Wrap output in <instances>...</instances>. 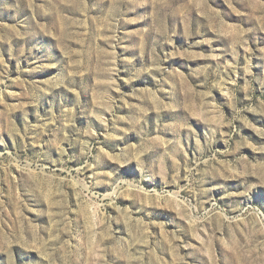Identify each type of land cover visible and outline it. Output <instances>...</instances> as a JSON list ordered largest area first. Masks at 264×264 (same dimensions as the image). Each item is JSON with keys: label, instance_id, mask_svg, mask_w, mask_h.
Instances as JSON below:
<instances>
[{"label": "rangeland", "instance_id": "1", "mask_svg": "<svg viewBox=\"0 0 264 264\" xmlns=\"http://www.w3.org/2000/svg\"><path fill=\"white\" fill-rule=\"evenodd\" d=\"M0 264H264V0H0Z\"/></svg>", "mask_w": 264, "mask_h": 264}]
</instances>
